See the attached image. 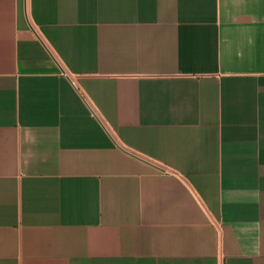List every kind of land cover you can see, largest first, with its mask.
Returning a JSON list of instances; mask_svg holds the SVG:
<instances>
[{
  "label": "crops",
  "instance_id": "1",
  "mask_svg": "<svg viewBox=\"0 0 264 264\" xmlns=\"http://www.w3.org/2000/svg\"><path fill=\"white\" fill-rule=\"evenodd\" d=\"M0 264H264V0H0Z\"/></svg>",
  "mask_w": 264,
  "mask_h": 264
}]
</instances>
